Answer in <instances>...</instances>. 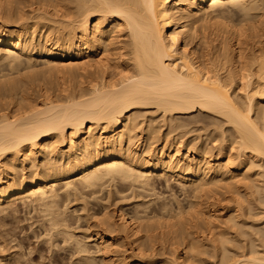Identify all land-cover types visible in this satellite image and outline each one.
I'll return each instance as SVG.
<instances>
[{
  "label": "bare ground",
  "instance_id": "1",
  "mask_svg": "<svg viewBox=\"0 0 264 264\" xmlns=\"http://www.w3.org/2000/svg\"><path fill=\"white\" fill-rule=\"evenodd\" d=\"M19 204L56 260L264 264V0H0V215Z\"/></svg>",
  "mask_w": 264,
  "mask_h": 264
},
{
  "label": "rangeland",
  "instance_id": "2",
  "mask_svg": "<svg viewBox=\"0 0 264 264\" xmlns=\"http://www.w3.org/2000/svg\"><path fill=\"white\" fill-rule=\"evenodd\" d=\"M201 41V40H200ZM203 116H205V115H203ZM203 118H205V117H203ZM203 120H205V119H203ZM201 125V124H200ZM198 128L197 130L198 131H200L199 129L200 128H202V129H204V127H199V124H198V126L196 125H193L192 126V130L194 129V128ZM196 129L194 130V131H192V133H194V134H192L191 135V133L190 134H188V138L186 139V140H188V141H190V140H192V139H194L196 136H198V134H196V132L197 133H199V134H201V133H203V134H205V129H204V131H200V132H198ZM203 134H201L202 136H203ZM190 135V136H189ZM192 137H194V138H192ZM204 137H205V135H204ZM204 137H202L201 139H204L203 141H205V138ZM200 139V140H201ZM202 141V140H201ZM202 141V142H203ZM162 142V141H161ZM159 143V142H158ZM159 144H161V143H159ZM228 146V147H227ZM225 150H230L229 149V145H225ZM170 180H173V179H170ZM171 184L173 185V187H175V190H178V193L180 194L181 192H180V189L181 188H179V184L178 185H175V184H177V182H175L174 180L171 182ZM179 189H178V188ZM130 191V190H129ZM105 192H106V190H105ZM104 192V193H105ZM127 192V191H126ZM131 192V191H130ZM125 194H128V192L127 193H125ZM104 195V194H103ZM131 195V196H130ZM129 198H128V200H126V206H127V208L126 209H131V207L130 206H132V204H135L134 202L132 203V199H130L131 197H132V194L131 193H129ZM115 197H117V195L115 196ZM114 197V198H115ZM118 197H119V195H118ZM117 197V198H118ZM182 197H184L183 195L180 197L181 199H182ZM117 198H115V199H113L111 202H113L114 200H115V202H118V201H120L121 202V198H118V200H116ZM129 200H131V202L129 201ZM77 201V200H76ZM105 201V200H104ZM103 201V202H104ZM127 201H129L128 203H132L131 205L130 204H128L127 205ZM75 202V201H74ZM92 202V201H91ZM92 203H94V202H92ZM78 203L76 202V204H73V203H71L70 205V207L71 208H73V207H75V209H77L78 207V209H80L81 207V202H80V204H78ZM74 205H76V206H74ZM130 205V206H129ZM22 204H19V206H18V212H16L17 214L15 215L14 214V217L12 216V215H10V216H6V217H3L4 216V214H2V215H0V239L2 238L3 239V241H1L0 242V244H4V245H6V246H4L3 247V249H1L0 250V253H1V251L5 254V256L6 257H8V256H11V257H9V258H7L6 259V264L8 263H10V262H12V261H14V263L12 262V264H16L15 262H17V263H19L18 261H17V259L19 260H21L20 262H21V264L22 263H24V262H26L27 264H51L52 262V264H74L75 263V261L77 260V257L76 256H73V257H75L76 258V260L74 259V260H72L70 257H72V255L71 254H69L70 252L69 251H66V250H63V251H65V252H67V254L66 253H64L63 251V253L62 252H60V251H58L59 252V258H60V260H59V258H57V260H58V262H56L57 260H56V258L54 259L51 255H52V252L50 253V252H48L49 250H48V246H46V245H48V244H46V242L44 241L43 242V239L41 240L40 239V237H36V235L37 234H35V232H34V230L33 229H37L38 230V228H37V224H35V225H33V227H31L30 225H31V223L32 222H34L35 221V219H37L36 218V216H37V212H36V210H35V212H34V210H33V208L31 207H28V206H23ZM92 206V205H91ZM95 206V205H94ZM125 206V207H126ZM30 208L29 209V211H28V208ZM96 207H98V206H95V208ZM128 207H130V208H128ZM132 207H134V206H132ZM72 210V209H71ZM73 210H74V208H73ZM9 211V210H8ZM24 211V212H23ZM31 211V212H30ZM70 211V210H69ZM29 212H30V214H29ZM34 212V213H33ZM71 212V211H70ZM6 214V213H5ZM29 214V215H28ZM36 215V216H35ZM78 215V213L76 214V216ZM17 216V217H16ZM31 216H32V218H31ZM8 217V218H7ZM16 217V218H15ZM74 217H75V214H74ZM26 218V219H25ZM29 220V221H28ZM73 220H75L74 222H73ZM72 221H70L71 223L73 222V223H76V224H73L74 226H72V227H74L75 228V232H79V233H81V231H77L76 229H77V227H79L80 226V228L82 229V231H83V229L86 227L87 228V223L85 222V221H82L83 223H86V225H84L81 221L80 222H78V221H76V217H75V219H73ZM2 221V222H1ZM32 221V222H31ZM79 224V226H78V224ZM3 226H2V225ZM10 225V226H9ZM77 225V226H76ZM84 225V226H83ZM36 226V227H35ZM4 227V228H3ZM16 227V228H15ZM31 227V228H30ZM84 227V228H83ZM1 228H2V230H1ZM6 228V229H5ZM18 228V229H17ZM73 228V229H74ZM85 228V229H86ZM79 229V228H78ZM92 229H94V228H92ZM91 229V230H92ZM5 230V231H4ZM87 230V229H86ZM90 230V231H91ZM93 231V230H92ZM1 232H2V234H1ZM28 234H27V233ZM88 232H89V230H88ZM26 233V234H25ZM5 234V235H4ZM8 234V235H7ZM82 234V233H81ZM3 235V236H2ZM20 235H22V236H20ZM80 235V234H79ZM83 235V234H82ZM8 236V237H7ZM84 236V235H83ZM4 237V238H3ZM15 237V240L13 239ZM23 237V238H22ZM43 237V236H42ZM41 237V238H42ZM6 238V239H5ZM8 238V239H7ZM44 238V237H43ZM18 239V240H17ZM39 239V241H37V244L38 245H36V241L35 240H38ZM5 240V241H4ZM7 241V242H6ZM15 241V242H14ZM132 241V240H131ZM6 242V243H5ZM14 242V244H12ZM93 240H90L89 241V243H91V244H93ZM18 243V244H17ZM41 243V244H40ZM12 244V245H11ZM31 244V245H30ZM91 244H89V247L90 248H92V247H94V245L92 246ZM94 244H95V242H94ZM11 246V247H9V246ZM23 247H22V246ZM45 245V246H44ZM92 247H91V246ZM2 246V245H1ZM8 246V247H7ZM15 246L17 247V248H15ZM19 246H20V248H19ZM96 246V245H95ZM22 247V248H21ZM34 249V251L32 250V248ZM45 247V248H44ZM2 248V247H1ZM9 248H10V250H12L11 252H10V250H9ZM96 248H97V246H96ZM18 249V250H17ZM27 249H28V251H27ZM30 249V250H29ZM38 249V250H37ZM9 250V251H8ZM20 250V251H19ZM37 250V251H36ZM92 250V249H91ZM93 250H95V248H93ZM92 250V251H93ZM5 251V252H4ZM17 251V252H16ZM95 251H97V250H95ZM15 252H16V254H15ZM19 252V253H18ZM32 252V253H31ZM34 252V253H33ZM10 255H9V254ZM38 253V254H37ZM2 254V253H1ZM3 254V255H4ZM12 254H15V260L12 258L13 257V255ZM30 256H29V255ZM43 254V255H42ZM49 254V255H48ZM60 254H63V256L61 255V257H60ZM70 256H69V255ZM18 255H20V256H18ZM45 255V256H44ZM24 256V257H23ZM29 256V257H28ZM49 256H51L52 258H53V260L51 259V257H49ZM20 257V258H19ZM41 257H42V259H43V261H42V259H41ZM17 258V259H16ZM28 258V259H27ZM47 258V259H46ZM49 258V259H48ZM11 261H10V260ZM13 259V260H12ZM24 259H25V261H24ZM27 259V260H26ZM46 260H47V262H46ZM49 260V261H48ZM54 260H56V261H54ZM69 260H72V263L71 262H69ZM7 261H10V262H7ZM73 261H74V263H73ZM62 262V263H61ZM77 262H79L78 260L76 261V263ZM25 263V264H26ZM75 263V264H76ZM11 264V263H10ZM79 264V263H78Z\"/></svg>",
  "mask_w": 264,
  "mask_h": 264
}]
</instances>
